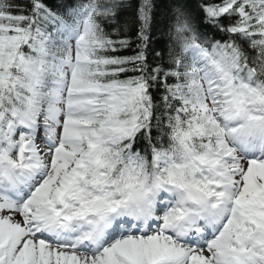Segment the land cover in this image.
Wrapping results in <instances>:
<instances>
[{"label":"snow or ice","instance_id":"obj_1","mask_svg":"<svg viewBox=\"0 0 264 264\" xmlns=\"http://www.w3.org/2000/svg\"><path fill=\"white\" fill-rule=\"evenodd\" d=\"M0 264H264V0H0Z\"/></svg>","mask_w":264,"mask_h":264}]
</instances>
